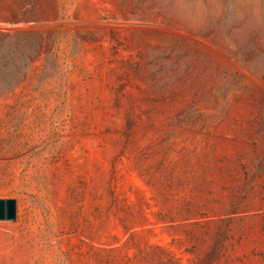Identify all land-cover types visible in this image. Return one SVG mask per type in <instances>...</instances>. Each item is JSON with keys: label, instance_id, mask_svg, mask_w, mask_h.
Returning <instances> with one entry per match:
<instances>
[{"label": "rangeland", "instance_id": "obj_1", "mask_svg": "<svg viewBox=\"0 0 264 264\" xmlns=\"http://www.w3.org/2000/svg\"><path fill=\"white\" fill-rule=\"evenodd\" d=\"M0 264H264V0H0Z\"/></svg>", "mask_w": 264, "mask_h": 264}, {"label": "water", "instance_id": "obj_2", "mask_svg": "<svg viewBox=\"0 0 264 264\" xmlns=\"http://www.w3.org/2000/svg\"><path fill=\"white\" fill-rule=\"evenodd\" d=\"M16 216V201L13 198H0V220H13Z\"/></svg>", "mask_w": 264, "mask_h": 264}]
</instances>
